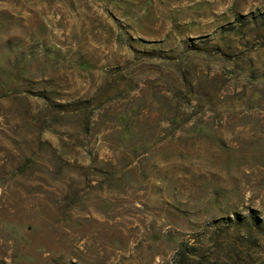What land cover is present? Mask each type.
<instances>
[{
  "label": "rangeland",
  "instance_id": "rangeland-1",
  "mask_svg": "<svg viewBox=\"0 0 264 264\" xmlns=\"http://www.w3.org/2000/svg\"><path fill=\"white\" fill-rule=\"evenodd\" d=\"M180 248L264 264V0H0V264Z\"/></svg>",
  "mask_w": 264,
  "mask_h": 264
},
{
  "label": "trees",
  "instance_id": "trees-1",
  "mask_svg": "<svg viewBox=\"0 0 264 264\" xmlns=\"http://www.w3.org/2000/svg\"><path fill=\"white\" fill-rule=\"evenodd\" d=\"M215 250H216L215 246H210L206 251V255L208 256L211 255ZM185 257H186V251L181 250V248L178 249L175 255L176 261L174 260L173 264H179V262L180 263L184 262Z\"/></svg>",
  "mask_w": 264,
  "mask_h": 264
}]
</instances>
